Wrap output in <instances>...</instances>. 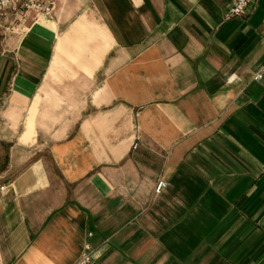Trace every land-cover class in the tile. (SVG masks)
Returning a JSON list of instances; mask_svg holds the SVG:
<instances>
[{
	"label": "crops",
	"instance_id": "1",
	"mask_svg": "<svg viewBox=\"0 0 264 264\" xmlns=\"http://www.w3.org/2000/svg\"><path fill=\"white\" fill-rule=\"evenodd\" d=\"M230 2L0 19V264H264V0Z\"/></svg>",
	"mask_w": 264,
	"mask_h": 264
},
{
	"label": "built area",
	"instance_id": "2",
	"mask_svg": "<svg viewBox=\"0 0 264 264\" xmlns=\"http://www.w3.org/2000/svg\"><path fill=\"white\" fill-rule=\"evenodd\" d=\"M256 0H231L224 17L226 19L244 15L248 8ZM55 7V0H0V19L8 16L26 18L31 23L41 17L50 16ZM264 75V64L254 75V80H259ZM166 186V181L158 180L155 184V192H159ZM3 188V187H0ZM92 247L85 243L79 257L72 264H89L92 259Z\"/></svg>",
	"mask_w": 264,
	"mask_h": 264
},
{
	"label": "rangeland",
	"instance_id": "3",
	"mask_svg": "<svg viewBox=\"0 0 264 264\" xmlns=\"http://www.w3.org/2000/svg\"><path fill=\"white\" fill-rule=\"evenodd\" d=\"M87 39V37L85 38ZM80 44H77L78 47H81L83 43H81V38L79 40ZM58 86H61L64 88L65 85H54L51 84L50 87L49 85H46L45 89L43 90V96L42 99L40 100V118L42 120V124H47L52 121H56L57 119L60 118V116L65 113L68 115V117L74 116L75 112L77 111L78 107H76L75 101L71 100H58V99H53L51 98V95L49 93H53L56 91H59ZM70 86V85H68ZM60 91H62L60 89ZM52 94V95H53ZM56 110V111H54ZM43 136V134H40ZM40 136V137H41ZM40 152V156H45L48 160L49 156L47 153V149L45 147H42ZM0 187H5V185L2 183L0 184ZM0 188V189H3Z\"/></svg>",
	"mask_w": 264,
	"mask_h": 264
}]
</instances>
